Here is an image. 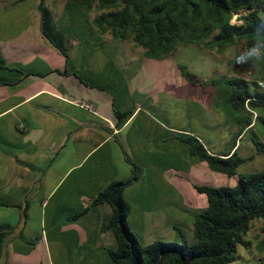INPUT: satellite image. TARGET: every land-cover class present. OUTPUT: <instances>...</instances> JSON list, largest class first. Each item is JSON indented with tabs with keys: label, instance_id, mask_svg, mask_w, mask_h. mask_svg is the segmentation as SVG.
I'll use <instances>...</instances> for the list:
<instances>
[{
	"label": "crops",
	"instance_id": "1",
	"mask_svg": "<svg viewBox=\"0 0 264 264\" xmlns=\"http://www.w3.org/2000/svg\"><path fill=\"white\" fill-rule=\"evenodd\" d=\"M40 2L0 7V53L8 66L0 67V224L13 227L0 264H112L117 242L104 223L113 208L94 201L130 179L135 165L139 179L124 190L131 230L145 244L178 242L177 229L194 240L195 217L209 206L196 186H222L225 174L215 176L180 140L195 135L179 112L196 100L188 80L164 59L103 34L91 12L60 0L50 10L65 37L71 26L90 30L95 51H117L85 52L73 36L68 61L43 34ZM117 112L128 115L121 125Z\"/></svg>",
	"mask_w": 264,
	"mask_h": 264
},
{
	"label": "trees",
	"instance_id": "2",
	"mask_svg": "<svg viewBox=\"0 0 264 264\" xmlns=\"http://www.w3.org/2000/svg\"><path fill=\"white\" fill-rule=\"evenodd\" d=\"M67 1L68 5L75 4L86 13L96 9L99 15L93 23L103 34L109 33L121 42H133L152 59L170 57L183 45L205 44L222 53L243 41L249 52L258 51L257 65L260 79L264 80V0ZM39 10L44 36L69 61L67 39L56 28L53 13L44 0ZM235 15H239L240 23L232 22ZM0 67H8L1 53ZM179 68L189 78L187 67ZM77 75L87 83L82 75ZM212 84L222 88L221 107L239 129L230 149L225 153H212L195 135H182L180 140L192 156L206 161L214 172L235 177L246 162L239 153L238 142L245 132L256 126L264 129V89L257 81L241 78L213 80ZM116 114L119 125L128 116ZM253 142L264 154L262 141L255 138ZM139 176L140 168L135 165L130 179L112 183L94 201L95 206L109 204L113 208L111 217L104 223V229L112 230L117 242V247L109 250L112 264H236L241 260L240 248L253 246L247 237L254 222L264 225V172L247 173L238 176L236 186H196L198 192L207 195L209 206L195 217L192 243L177 229L184 239L182 243L157 240L145 244L128 224L131 206L124 197L125 188ZM12 230V226L0 224V260ZM260 250L264 251V245Z\"/></svg>",
	"mask_w": 264,
	"mask_h": 264
},
{
	"label": "rangeland",
	"instance_id": "3",
	"mask_svg": "<svg viewBox=\"0 0 264 264\" xmlns=\"http://www.w3.org/2000/svg\"><path fill=\"white\" fill-rule=\"evenodd\" d=\"M5 1L10 3L14 0H0V7L6 5ZM44 2L49 9L54 8L56 10L60 0H44ZM97 15H99V12L94 9L90 17ZM238 17L239 15H235L232 22L240 23ZM89 31L84 30L81 32V30L71 26L65 32L68 40L67 46L70 48L71 54L75 53L71 49L73 36H79V40L82 41L81 48L85 52L88 47H91L93 50L89 52L93 54L103 52L111 55L117 53V51L106 45L95 51L96 38ZM127 43H130L129 47H134L132 50L134 49L136 54L144 53L142 47L136 46L131 41ZM164 60L169 71L176 70L175 72L179 75L181 71L179 66L185 65L190 73L189 78L184 77L188 80L186 86L191 87L193 97L196 100H193L192 104L187 103L179 107V112L190 123V129L195 135L207 140L206 146L211 152L228 151L232 145L233 137L239 129L221 107L223 102L222 88L213 85L212 81L225 78H241L248 82L257 81L259 86L264 89V80L260 79L262 77L261 71L257 65L258 51L249 52L243 41H238L222 53L208 48L205 44L183 45L179 46L172 56L166 57ZM255 138L260 139L264 144V129L259 125L245 132L238 142L239 153L246 159V162L239 167L237 176L229 178L214 172L215 176L221 175L220 177L223 178L225 183L222 186L236 185L239 175L264 172V154L257 150L253 142ZM216 184L219 185L220 182H216ZM182 231L186 240L192 243L194 241L191 236L192 233L188 229ZM180 238L179 236L176 243L183 242V237ZM247 239L253 243V246L249 249L240 248L241 260L236 264H264V251L260 250L261 246L264 245V225L262 222H254Z\"/></svg>",
	"mask_w": 264,
	"mask_h": 264
},
{
	"label": "built area",
	"instance_id": "4",
	"mask_svg": "<svg viewBox=\"0 0 264 264\" xmlns=\"http://www.w3.org/2000/svg\"><path fill=\"white\" fill-rule=\"evenodd\" d=\"M79 105L84 109L95 112V106L92 103L80 102Z\"/></svg>",
	"mask_w": 264,
	"mask_h": 264
}]
</instances>
